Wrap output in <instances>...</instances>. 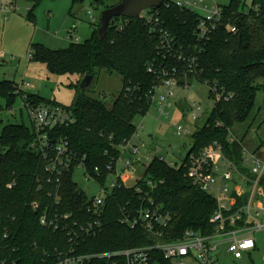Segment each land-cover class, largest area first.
<instances>
[{"label": "trees", "instance_id": "trees-1", "mask_svg": "<svg viewBox=\"0 0 264 264\" xmlns=\"http://www.w3.org/2000/svg\"><path fill=\"white\" fill-rule=\"evenodd\" d=\"M34 1L39 4L42 0ZM171 2L166 0L151 11H157L164 29L178 45L185 49L196 47L193 36L196 16L181 12ZM241 2L231 0L222 7L223 17L216 31L198 46L199 52H190L196 58L197 69L189 79L206 83L208 98L213 103L206 124L191 136L190 152L218 143L237 166L242 161L243 140L230 142L233 129L253 119L256 98L264 94V0H253L248 10ZM95 25L90 39L64 50L52 51L31 44L29 61L44 64L50 74L77 77L73 105L66 109L72 114L73 123L57 128L50 137L67 140L71 152L85 165V171L96 178L97 169L100 178L96 181L103 183L108 165L120 157V148L136 134L135 119L150 111L155 78L147 73V66L151 63L160 66L162 60L149 25L142 18L138 21L113 18L103 40L98 38L100 20ZM102 72L122 80L121 92L110 107L104 100H94L79 90L85 77L95 78ZM19 87L14 82H0V99L6 108L10 109L17 97L32 106L54 105L35 94L23 93ZM229 95L232 97L228 98ZM34 140L32 126L30 129L7 125L0 133V264H52L58 253H67L72 245L65 233L40 225L41 211L53 207L54 196H48L52 188L46 183L47 159L30 149ZM76 164L61 179V201L56 208L63 214L72 213L75 218L86 202L84 193L72 179ZM8 185L12 187L9 189ZM261 185L264 186V177ZM135 188L141 192L137 193ZM149 200L172 214L165 230L168 241L181 239L187 231L208 235L214 228L210 219L216 210V200L192 185L183 166L177 169L154 158L133 187L123 185L113 193L102 219L104 228L95 237L80 242L75 255L153 245L154 239L145 231L120 224L122 211L146 209ZM239 201L242 205L245 198ZM32 203H38L40 211H33ZM87 264L102 263L97 259ZM151 264L170 263L154 253Z\"/></svg>", "mask_w": 264, "mask_h": 264}, {"label": "built area", "instance_id": "built-area-1", "mask_svg": "<svg viewBox=\"0 0 264 264\" xmlns=\"http://www.w3.org/2000/svg\"><path fill=\"white\" fill-rule=\"evenodd\" d=\"M170 5L177 7L181 12L196 16V31L193 33L196 47L185 49L182 45H178L164 29L157 11H151L153 10L151 9L144 11L145 15L140 14L139 18L149 25L150 35L157 42V54L162 60L160 66L154 63L147 66V73L155 78L150 94V104L153 105L156 102L155 108L159 118L170 115L178 90L184 92L185 97L190 93L189 79L195 76L197 69L196 58L190 52H199L198 46L210 38L223 17V8L209 0H180L171 2ZM92 21L95 20L92 19ZM74 29H76L75 26L67 31L68 39L73 40ZM231 32L235 33V29L231 28ZM1 59L3 54L0 51ZM29 60L30 55H28ZM24 84L22 82L19 88L31 87L29 84ZM202 84L208 89L206 83ZM211 91L215 92V89ZM215 98L218 100L219 95L216 94ZM24 107L35 133V140L30 149L47 159L46 183L52 188L48 196H54L53 207L41 211L40 225L43 228L65 233L71 238L72 243L68 252L58 253L56 261L52 264H87L97 259L102 264H151L154 253L160 254L170 264H218L220 252L224 251L234 260H239L256 249L254 234L264 230V223L260 221L264 219V186L261 185L264 177V161L257 157L256 152L249 153L243 148L242 161L237 166L225 155L220 144L213 143L212 146L205 147L199 152L193 153L189 150L180 164L185 168L186 176L192 185L216 200V210L210 219V224L214 228L210 234L187 231L181 239L168 241L165 230L172 214L164 212L149 200V206L146 209L122 211L120 224L131 230L145 231L154 239L153 245L83 256L75 255V247L80 242L93 238L102 231L104 228L102 219L107 201L124 185L125 173L134 164L140 163L142 158L144 159L140 155L139 148L131 143L133 138L139 137L137 131L142 129V126L136 129L133 138L120 148V157L108 165L105 182L98 183L96 181V178H100L98 170L95 169L96 178L88 174L85 171V165L69 149L67 140H54L50 137L57 128L68 127L73 123L72 114L57 105L32 106L24 103ZM188 107L189 116L195 123L202 117L201 106L194 103L188 104ZM197 129L191 133L189 129L178 125L175 133L178 137H187L190 133L192 136ZM233 141L236 140L232 138L230 142ZM122 155L126 156L124 160ZM120 158L123 160L121 168L118 167ZM157 159L163 161L161 158ZM74 163L77 164L74 166L73 173L76 169H82L84 180L93 182L99 189V194L91 197L90 189L82 190L77 185L86 197L85 205L81 212H78L77 218L72 213L63 214L56 210L61 201V179L71 170ZM170 167L178 169L177 166ZM147 185L150 188L153 187L149 182ZM11 187L12 185H8L9 189ZM135 191L141 192L139 188H135ZM242 198H245V202L240 205L239 200ZM30 208L35 212L40 211L38 203H32Z\"/></svg>", "mask_w": 264, "mask_h": 264}, {"label": "rangeland", "instance_id": "rangeland-1", "mask_svg": "<svg viewBox=\"0 0 264 264\" xmlns=\"http://www.w3.org/2000/svg\"><path fill=\"white\" fill-rule=\"evenodd\" d=\"M177 2L180 0H170ZM231 0H209L221 7H226ZM245 10L252 7L253 0H241ZM119 0H42L37 4L34 0H0V82L10 81L17 85L29 84L33 89H24L26 94H35L53 106L63 109L73 105L75 97V76H58L48 73L44 64L30 61L28 55L31 44L42 45L52 50H64L73 43H84L92 36L101 13L107 8L117 5ZM12 10H11V9ZM91 13V16H90ZM141 15H145L142 12ZM92 19L95 21L93 22ZM73 40L67 38V31L74 27ZM78 39V40H77ZM80 86V85H79ZM122 89V80L116 75L102 72L96 76L85 89V94L94 100H104L110 107ZM207 87L196 80L191 82L190 93L185 97L184 92L178 90L174 98L171 113L166 118H159L155 103L151 105L145 117H138L134 121L138 130V138L131 143L139 148L144 157L140 163L127 171L124 178L126 187H133L145 174V168L154 158H161L169 166H180L181 160L188 154L191 147V133L206 124L213 109V103L208 98ZM263 95L258 94L253 119L245 124L234 127L233 138L243 140V148L254 153L264 161V103ZM20 97L11 108L0 99V133L7 125H23L31 129V123ZM198 104L202 109V117L194 121L188 113V104ZM181 125L191 132L187 137H178L175 128ZM244 138V139H243ZM125 155H122L123 160ZM123 160L120 158L118 167ZM249 169V166H247ZM73 182L80 189H90V196L99 194V189L91 181H85L82 169L73 173ZM264 223V219H260ZM256 249L245 254L242 259L234 260L224 251L220 252L218 264H264V230L254 234Z\"/></svg>", "mask_w": 264, "mask_h": 264}, {"label": "water", "instance_id": "water-1", "mask_svg": "<svg viewBox=\"0 0 264 264\" xmlns=\"http://www.w3.org/2000/svg\"><path fill=\"white\" fill-rule=\"evenodd\" d=\"M166 0H119L118 4L107 8L101 13L100 28L98 38L103 40L106 36L107 28L113 18H125L138 21L139 16L144 11L158 8ZM94 77L87 76L80 83L79 90L84 91L91 84Z\"/></svg>", "mask_w": 264, "mask_h": 264}, {"label": "crops", "instance_id": "crops-1", "mask_svg": "<svg viewBox=\"0 0 264 264\" xmlns=\"http://www.w3.org/2000/svg\"><path fill=\"white\" fill-rule=\"evenodd\" d=\"M0 6H1L0 11H1V10H2V11L7 10V8H2V5H0ZM10 9H11V8H10ZM11 10H12V9H11ZM29 62H30V61H28V63H29ZM22 82H24V81H22ZM22 82H21V83H22ZM30 86H31L30 88H27V87H26V88H23V87H22V88H21V91H22L23 93H25V92H24V89H25V90H26V89H27V90H28V89H33V86H32V85H30Z\"/></svg>", "mask_w": 264, "mask_h": 264}]
</instances>
